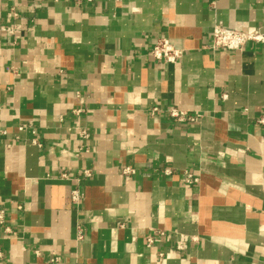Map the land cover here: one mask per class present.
Listing matches in <instances>:
<instances>
[{"label": "crops", "instance_id": "crops-1", "mask_svg": "<svg viewBox=\"0 0 264 264\" xmlns=\"http://www.w3.org/2000/svg\"><path fill=\"white\" fill-rule=\"evenodd\" d=\"M215 21L264 32V0H0V264H264V43Z\"/></svg>", "mask_w": 264, "mask_h": 264}, {"label": "built area", "instance_id": "built-area-1", "mask_svg": "<svg viewBox=\"0 0 264 264\" xmlns=\"http://www.w3.org/2000/svg\"><path fill=\"white\" fill-rule=\"evenodd\" d=\"M57 1V0H51ZM92 1V0H86ZM11 15L13 17L18 16L16 11L11 8L10 10ZM16 26H6L0 24V31H6L10 34L14 32ZM210 34V42L209 44L205 45L204 47L212 50H226V51H234L240 50L245 44L248 42H255V43H264V32L260 31L259 29H252V30H239L233 29L226 25H224L221 21H215L212 24V27L209 31ZM149 55L155 59L162 62H176L182 56L183 50L179 47L174 46L168 38L160 37L155 41V43L149 49ZM157 110V107L151 108L150 113H154ZM167 116H170L173 120L176 121H190L194 122L200 118L199 114H189L186 111L179 110L176 107H169L165 110ZM259 123H264V118L257 120ZM21 128V127H20ZM82 136L85 138L88 137V133L84 130L81 131ZM120 171L123 173L124 176H129L134 174L135 168L131 165H124L121 167ZM160 173L165 174L167 176L172 174V170L170 168H162L158 170ZM88 171L83 172V175H87ZM181 180L186 184L195 183L198 180L197 175L189 170L183 169L180 172ZM64 179L68 180H79V176H75L70 173H63L60 175ZM81 191L79 189L73 188L70 191V199L74 204H78L81 199ZM4 221L3 212H0V224ZM165 232L160 230H152V232L146 236V246H151L154 244L156 240V236H162ZM179 247V246H178ZM180 249V247H179ZM0 250V256H1ZM160 255H162L159 252Z\"/></svg>", "mask_w": 264, "mask_h": 264}]
</instances>
